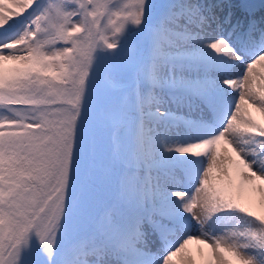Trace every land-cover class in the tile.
<instances>
[{
    "label": "snow or ice",
    "instance_id": "6c2138e0",
    "mask_svg": "<svg viewBox=\"0 0 264 264\" xmlns=\"http://www.w3.org/2000/svg\"><path fill=\"white\" fill-rule=\"evenodd\" d=\"M0 264H264V2L0 0Z\"/></svg>",
    "mask_w": 264,
    "mask_h": 264
},
{
    "label": "bare ground",
    "instance_id": "6f19581e",
    "mask_svg": "<svg viewBox=\"0 0 264 264\" xmlns=\"http://www.w3.org/2000/svg\"><path fill=\"white\" fill-rule=\"evenodd\" d=\"M254 3L256 4L257 11L259 10L260 4L262 3V0H233V3H236L237 5H242L244 3ZM243 10V9H241ZM195 247V246H193Z\"/></svg>",
    "mask_w": 264,
    "mask_h": 264
}]
</instances>
